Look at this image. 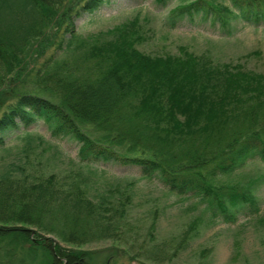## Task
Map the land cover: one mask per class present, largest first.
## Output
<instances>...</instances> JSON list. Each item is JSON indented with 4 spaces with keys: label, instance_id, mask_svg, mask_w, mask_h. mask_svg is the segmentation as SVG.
<instances>
[{
    "label": "trees",
    "instance_id": "16d2710c",
    "mask_svg": "<svg viewBox=\"0 0 264 264\" xmlns=\"http://www.w3.org/2000/svg\"><path fill=\"white\" fill-rule=\"evenodd\" d=\"M64 1L0 0V151L42 120L53 138L77 143L81 165L138 168L170 193L205 201L209 223H234L239 214L256 213L250 188L223 186L217 178L254 159L264 164V73L214 63L184 47L179 56L143 53L136 48L144 40L136 19L82 38L76 19L111 0H77L65 8ZM154 1L169 10L171 21L186 16L222 26L229 19L264 25V0ZM33 40L41 44L35 62L51 52L27 69ZM23 71L33 73L35 89L14 84ZM12 170L0 176V264H10L12 245L26 243L44 251V264H87L88 254L54 240L75 245L121 240L129 194L91 195L78 171L34 176L20 168L15 176ZM198 222L182 242L197 235ZM28 226L54 239H32ZM150 246L145 258H168L160 255L159 244Z\"/></svg>",
    "mask_w": 264,
    "mask_h": 264
},
{
    "label": "rangeland",
    "instance_id": "374dc122",
    "mask_svg": "<svg viewBox=\"0 0 264 264\" xmlns=\"http://www.w3.org/2000/svg\"><path fill=\"white\" fill-rule=\"evenodd\" d=\"M76 1H64V8ZM219 2L228 5V0ZM176 4L173 2L170 7ZM170 16L169 10L162 11L154 0H111L92 15L76 19L75 28L80 37L88 38L136 19L139 35L144 38L136 48L143 53L179 56L180 48L184 47L194 55L208 56L214 63L240 64L246 70L264 73V25L256 27L229 19L222 26L200 17L185 16L171 21ZM39 42L33 40L29 46L33 60L27 62V69L39 66L51 52L46 51L35 62L40 52ZM72 55H67L70 61L75 59ZM23 73L20 82L14 84L35 89L33 73ZM45 96L58 101L47 93ZM27 132L8 141L0 151V176L12 169L15 176L21 175V171L34 176H61L78 171L91 195L112 190L117 196V190H121L132 197L121 240L80 245L54 240L63 249L88 254L84 258L87 264H264V164L259 160L254 159L237 171L217 178V184L223 186L250 188L258 201L257 212L239 214L234 223L221 220L209 223L203 214L206 203L200 198L170 193L156 177H145L135 167L102 163L81 165L77 143L53 138L42 120ZM196 219L199 221L197 235L182 242L183 235L189 233ZM25 229L32 230V239L40 235L54 239L36 228ZM153 241L161 246L164 252H158L168 257L166 260L154 262L145 258L144 252ZM44 257L42 249L33 250L26 243L20 247L12 245L8 261L10 264H44Z\"/></svg>",
    "mask_w": 264,
    "mask_h": 264
}]
</instances>
